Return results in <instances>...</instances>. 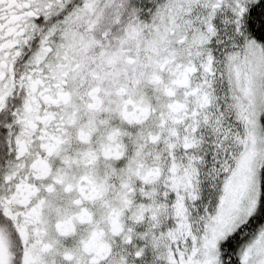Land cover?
<instances>
[{"label": "snow or ice", "instance_id": "obj_1", "mask_svg": "<svg viewBox=\"0 0 264 264\" xmlns=\"http://www.w3.org/2000/svg\"><path fill=\"white\" fill-rule=\"evenodd\" d=\"M0 264H264V0H0Z\"/></svg>", "mask_w": 264, "mask_h": 264}]
</instances>
